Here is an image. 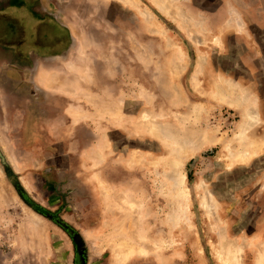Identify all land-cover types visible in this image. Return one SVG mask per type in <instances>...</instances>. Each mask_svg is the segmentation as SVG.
<instances>
[{"label":"rangeland","instance_id":"374dc122","mask_svg":"<svg viewBox=\"0 0 264 264\" xmlns=\"http://www.w3.org/2000/svg\"><path fill=\"white\" fill-rule=\"evenodd\" d=\"M211 1L0 0V264H264V80L198 68Z\"/></svg>","mask_w":264,"mask_h":264},{"label":"crops","instance_id":"0c3cea01","mask_svg":"<svg viewBox=\"0 0 264 264\" xmlns=\"http://www.w3.org/2000/svg\"><path fill=\"white\" fill-rule=\"evenodd\" d=\"M260 0H215V6L212 9H205L204 12L195 11V18L201 17L206 21L207 27L210 29L212 35L215 38L221 40L222 46L217 48H199L194 49L197 53L196 58L203 57V64L206 67L208 64V56L211 53L217 55L216 63L211 65L213 71L208 70V66L203 73H207L210 77H233L238 83H261L264 80V46L261 45L263 42L260 35H252L249 31V26L256 28L258 31H263L264 34V11H260L257 2ZM214 2L206 0V3ZM255 2V5L245 10L241 7L245 6L246 3ZM201 11L202 8H199ZM237 12L239 14H237ZM193 13V15H194ZM237 22L240 24L238 27ZM206 27V28H207ZM208 31V29H207ZM188 33V31H186ZM254 37V38H253ZM231 40V44H226L227 39ZM211 50V51H209ZM214 56V55H213ZM206 62V65H205ZM219 62V63H218ZM229 62L230 68L226 67ZM201 64L199 69L203 66ZM221 64V65H220ZM226 64V65H225ZM227 68V69H226ZM226 69V70H225ZM243 72L240 75H232L235 72ZM206 75V74H205ZM252 77L253 81H249L248 78ZM229 79V78H228Z\"/></svg>","mask_w":264,"mask_h":264},{"label":"bare ground","instance_id":"6f19581e","mask_svg":"<svg viewBox=\"0 0 264 264\" xmlns=\"http://www.w3.org/2000/svg\"><path fill=\"white\" fill-rule=\"evenodd\" d=\"M122 1V0H121ZM126 1V2H125ZM173 1L174 0H150V2H152V4L155 6V8L159 9V12L163 13L164 16H167L168 18H171L173 21L175 20V17L180 19L183 23H184V16L183 14H180V12H178L179 14L178 15H173L171 14V6H173ZM119 3V2H118ZM123 3L124 4H130L131 2H127V0H123ZM168 4V5H167ZM136 6V5H135ZM153 6V7H154ZM138 8V7H136ZM148 14V13H147ZM146 14V15H147ZM145 13L143 14V16H145V19H146V16ZM179 16V17H178ZM182 23V24H183ZM185 23H186V20H185ZM238 26H239V23L237 22ZM182 26V25H181ZM185 25H183L184 27ZM186 28V27H185ZM214 43L217 45V46H220L219 44V40L216 38ZM201 66V58H198V67ZM197 74V73H196ZM233 84V83H232ZM231 83H228V86H229V89L225 91L223 90H218L216 92L217 94V98L219 101H222L224 102V104L226 103L227 106L229 107H239L242 103H244V101H242V98L244 99L245 98V94L241 92V88H238L236 86H233ZM245 92V91H244ZM247 101H250L247 99ZM246 101V102H247ZM251 102V101H250ZM247 104V103H246ZM250 104V103H248ZM244 105V104H243ZM243 107V106H242ZM245 109V108H244ZM245 117H246V123H244L242 126H241V132L240 134L243 135V132L245 129L253 126L255 123L258 122V117H257V113L255 111V109L252 107V109L250 108L249 110L246 111V114H245ZM156 128V127H155ZM161 133V132H160ZM241 135H239V139L242 137ZM244 137V135H243ZM174 139H176L174 137ZM243 142V141H242ZM244 144V142L242 143ZM247 147H250L251 148V151H250V154H255L257 149L259 148L260 145H257V144H252L250 142H247ZM178 147H183L182 150H184V148L186 149V146H181L180 144L178 145ZM189 149V148H188ZM180 150V153H183V151ZM247 150V149H245ZM182 151V152H181ZM190 151H194L192 149V147L190 148ZM186 152V151H185ZM248 152V151H247ZM228 153H229V150H228ZM230 154V153H229ZM248 154V153H246ZM246 156V155H245ZM234 159V158H233ZM242 159V158H240ZM244 159V157H243ZM182 160V159H181ZM245 161V160H244ZM180 164V161L178 162ZM178 164V166H179ZM174 166V165H173ZM172 169V168H171ZM179 169V168H178ZM177 170V168H176ZM172 171V170H171ZM172 178H173V175H172ZM181 179H183V176H181ZM170 180V179H169ZM173 183V182H172ZM179 184H177L178 186ZM179 188V186H178ZM181 194V193H180ZM185 201V200H184Z\"/></svg>","mask_w":264,"mask_h":264}]
</instances>
